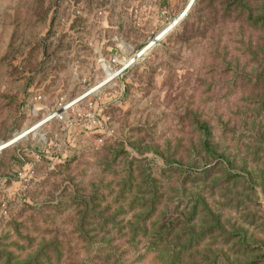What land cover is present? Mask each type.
<instances>
[{"label":"rangeland","instance_id":"374dc122","mask_svg":"<svg viewBox=\"0 0 264 264\" xmlns=\"http://www.w3.org/2000/svg\"><path fill=\"white\" fill-rule=\"evenodd\" d=\"M25 130L0 264H264V0H0Z\"/></svg>","mask_w":264,"mask_h":264},{"label":"water","instance_id":"95a60500","mask_svg":"<svg viewBox=\"0 0 264 264\" xmlns=\"http://www.w3.org/2000/svg\"><path fill=\"white\" fill-rule=\"evenodd\" d=\"M193 1V0H192ZM34 128V127H33ZM31 128V129H33ZM30 129V130H31ZM30 130H25L23 131L22 133H19L17 135H15L14 137H12L11 139L5 141V140H0V149L4 148V147H7V146H10L12 145L14 142H16L17 140H19L21 137H23L24 135L27 134L28 131Z\"/></svg>","mask_w":264,"mask_h":264},{"label":"bare ground","instance_id":"6f19581e","mask_svg":"<svg viewBox=\"0 0 264 264\" xmlns=\"http://www.w3.org/2000/svg\"><path fill=\"white\" fill-rule=\"evenodd\" d=\"M39 124V123H38Z\"/></svg>","mask_w":264,"mask_h":264}]
</instances>
